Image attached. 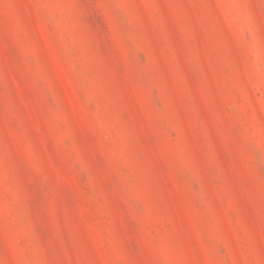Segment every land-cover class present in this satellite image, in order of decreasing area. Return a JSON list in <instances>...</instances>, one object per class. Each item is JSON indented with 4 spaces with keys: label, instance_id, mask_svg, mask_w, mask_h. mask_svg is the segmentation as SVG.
I'll list each match as a JSON object with an SVG mask.
<instances>
[{
    "label": "rangeland",
    "instance_id": "obj_1",
    "mask_svg": "<svg viewBox=\"0 0 264 264\" xmlns=\"http://www.w3.org/2000/svg\"><path fill=\"white\" fill-rule=\"evenodd\" d=\"M0 264H264V0H0Z\"/></svg>",
    "mask_w": 264,
    "mask_h": 264
}]
</instances>
